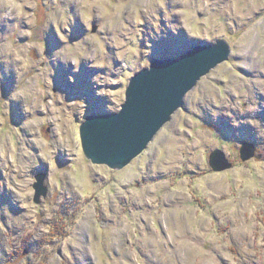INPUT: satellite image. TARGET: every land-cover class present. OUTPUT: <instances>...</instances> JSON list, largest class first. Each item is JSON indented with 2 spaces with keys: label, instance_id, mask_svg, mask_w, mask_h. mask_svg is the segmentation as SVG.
<instances>
[{
  "label": "rangeland",
  "instance_id": "rangeland-1",
  "mask_svg": "<svg viewBox=\"0 0 264 264\" xmlns=\"http://www.w3.org/2000/svg\"><path fill=\"white\" fill-rule=\"evenodd\" d=\"M158 3L169 18L181 0L0 2V16L16 21L0 28L3 72L36 100L32 121L21 124L18 102L5 94L11 79L0 81V184L19 203L0 195V264H264V149L243 159L231 131L264 120V0H194L191 40L224 38L228 59L201 77L123 168L84 153L86 116L118 111L136 72L193 44L171 33L148 40ZM45 35L63 44L59 60L73 73L95 69L90 109L56 89L90 95L89 70L67 81L70 69H59L55 82ZM4 41L19 57L14 74ZM218 148L229 168L212 167ZM33 173L47 187L39 201Z\"/></svg>",
  "mask_w": 264,
  "mask_h": 264
},
{
  "label": "water",
  "instance_id": "water-1",
  "mask_svg": "<svg viewBox=\"0 0 264 264\" xmlns=\"http://www.w3.org/2000/svg\"><path fill=\"white\" fill-rule=\"evenodd\" d=\"M199 41L201 43H193L179 56L155 57L149 66L136 72L130 78L125 101L118 111L86 116L80 134L84 153L89 159L120 169L142 153L159 129L184 104L187 92L230 55V45L224 38L215 42ZM207 43L214 47L206 48ZM181 95L182 102L179 103ZM85 123H88L86 129ZM243 149L242 143L243 159L254 155L253 152L245 157L251 151L250 143ZM210 163L215 170L232 165L220 148L213 151ZM34 187L35 201H39L47 194L42 173L36 175Z\"/></svg>",
  "mask_w": 264,
  "mask_h": 264
},
{
  "label": "clouds",
  "instance_id": "clouds-1",
  "mask_svg": "<svg viewBox=\"0 0 264 264\" xmlns=\"http://www.w3.org/2000/svg\"><path fill=\"white\" fill-rule=\"evenodd\" d=\"M0 2H4V0H0ZM168 3V0H165V4ZM6 7H12V8H19L20 5H5ZM260 7H264V3L260 5ZM198 10L197 7L194 4V0H181L180 6L175 8L171 16L169 18H165V12H164V4H157V15L160 17L158 20H155V25H151L150 22V34L148 35V40L152 41L157 40L161 36L166 35L167 33H171L174 36L182 35L185 40H191V37L193 36V31L191 27L186 23V19L191 16V18L194 20L195 19V11ZM155 19V17H153ZM15 19L14 17L11 16H0V28H3L6 24L8 25H15ZM62 24V22H61ZM157 27L160 29L157 31ZM76 30L75 26H73V36L72 39H76L77 36L76 34L74 35V31ZM54 34V33H53ZM83 33H81L82 35ZM55 35V34H54ZM34 39H40L39 36H34ZM56 38V37H55ZM207 36L204 37L205 40H207ZM43 39L47 40L48 47H47V52H46V57L48 63L53 67L56 71V75L53 76V80L56 82L58 76H57V71L59 69H70L69 72H67V81H68V76L70 75H76L78 77L81 73L82 68H86L89 70L90 76H89V85L91 87V94H74L68 91L67 89H62L59 87H56L57 91H63L68 93V98L69 99H82L88 102L89 104V109L90 106L92 105V98L95 96L96 92V87L93 86L92 81L95 79L94 72L95 69L89 68L87 65H82L80 67L79 73H73L71 66H65L63 62L59 60L58 57V51L59 49L63 48V44L60 43L59 39L56 38V42L53 43L47 35L43 37ZM192 43H201L199 40H191ZM206 48L212 49L214 47V44L212 43H207L205 44ZM4 46H5V53L10 57V62L13 65L11 68V72L14 74L15 72V66L19 65V57L17 56V52L15 49L12 51H9V44L7 41H4ZM20 55L21 56H27V48L25 49H20ZM150 55H148V59L153 55V47L150 49ZM143 71V70H142ZM141 71V72H142ZM9 77L11 79V87L5 92L6 95H11V97L18 102L21 114L23 115V119L19 121L21 124H26L33 119V112L36 108V100L33 96H29L23 92H21L19 89L14 87L13 84V79L11 76L8 74H5L3 72V62L0 61V81H3L5 77ZM69 83V82H68ZM71 84V83H70ZM3 89V88H2ZM5 91V90H4ZM182 102V95L180 98L179 103ZM88 109V110H89ZM40 123H43V121H40ZM88 127V123L84 124V129ZM243 129H251V134L250 136L248 134H243L242 130ZM233 133H238V135L235 136L236 139L240 140L244 144V149L245 145L250 143L251 144V151L245 157L252 155L253 152H255L257 149H264V120H260L257 125L252 126L251 128H233L231 129ZM243 149V151H244ZM245 154V152H244ZM33 175H35L33 173ZM36 176V175H35ZM43 182V181H42ZM31 181L27 180L25 181V184L23 186H30ZM22 186V187H23ZM7 192L6 188L3 184H0V195L3 193ZM10 197H11V203L14 205H18L19 203L17 202L16 197L12 194V192H7ZM4 204L0 205V207H3ZM7 206L10 209V206L7 204Z\"/></svg>",
  "mask_w": 264,
  "mask_h": 264
}]
</instances>
